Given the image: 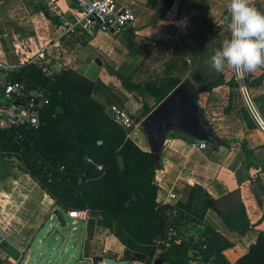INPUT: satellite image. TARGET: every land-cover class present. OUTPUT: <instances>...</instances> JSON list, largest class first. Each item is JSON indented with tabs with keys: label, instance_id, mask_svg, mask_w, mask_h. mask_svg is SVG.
<instances>
[{
	"label": "trees",
	"instance_id": "trees-1",
	"mask_svg": "<svg viewBox=\"0 0 264 264\" xmlns=\"http://www.w3.org/2000/svg\"><path fill=\"white\" fill-rule=\"evenodd\" d=\"M175 1L159 3L161 17L170 12ZM255 7L259 9L258 5ZM226 9L222 7L217 19L210 16L200 21L171 45L148 40L139 46L135 54L142 58L139 68H146L145 76L141 73L136 79L126 78L112 72L125 93L112 86L109 103L98 97L101 84L76 70L64 69L47 75L42 65L22 66L15 79L24 82L30 92H43L48 100L42 110L47 123L38 131L0 129L1 180L11 177L5 162L17 160L19 169L52 198L55 209L63 211L66 218L70 211L89 210L90 215L103 219L107 229L114 231L117 227L143 247V252L126 259L131 264L148 258L151 262L158 253L167 264H264V231L257 230L264 222V214L251 224L245 205L237 200V192L220 197L225 196L228 201L224 202L199 185H185L184 199L175 205L159 203L157 174L164 170L163 160L157 165L160 151H143L130 139L132 131L118 125L108 111L113 104L129 111L130 94L140 103L138 115L130 112L134 126H139L177 87L185 84L198 93L196 103L219 139L211 144L212 150L239 145L245 156V169L255 167L264 173L262 161L246 139H223L218 134L207 118L203 103L205 95L220 87L238 91L233 75L229 78L231 69L217 73L207 63L221 42L230 36L224 19ZM45 10L50 16L47 7ZM80 42L86 43V39ZM259 69L264 72V67ZM248 85L264 119V73L255 79L248 75ZM241 102V108H235L234 112L246 121L249 129H254L251 115ZM58 108L63 112H57ZM119 157L124 160V169L120 168ZM87 158L92 162H87ZM210 210L217 212L231 232L257 233L255 242L234 263L225 255L234 245L208 221ZM177 239L180 243H176Z\"/></svg>",
	"mask_w": 264,
	"mask_h": 264
},
{
	"label": "crops",
	"instance_id": "crops-1",
	"mask_svg": "<svg viewBox=\"0 0 264 264\" xmlns=\"http://www.w3.org/2000/svg\"><path fill=\"white\" fill-rule=\"evenodd\" d=\"M160 1L116 0L119 8H127L134 12L136 21L119 35L101 33L92 40L86 39V43L93 47L101 61V65L98 66L101 70V78H99L105 80L101 91L105 89L106 92L103 94L99 92L100 101L109 103L112 99V85L117 86L116 83L114 84V78L112 79L114 77L112 72L126 78L140 74L139 65L142 58L135 54L139 46L148 43V40L171 45L200 21L210 16L219 18L222 7H227V0H176L170 12L165 17H161ZM250 2L258 5L259 10L264 12V0H250ZM45 7L44 0H0V61L16 66L34 63L42 65L52 73L73 69L86 75V72L82 71L80 59L78 60V55L83 50L80 39L65 36L68 27L75 22L77 15L75 4L72 0L62 2L60 13L58 15L49 13L50 16L46 14ZM220 23L223 24V21ZM128 35L131 36L130 47L125 44ZM47 43H55V50L48 53L42 61L35 60L39 49ZM88 63L90 68L93 62ZM263 73L258 68L249 75L251 79H255ZM222 89L228 90L229 94L224 106L227 108L226 115L231 113L237 115L234 109L241 108V96L237 90L227 86ZM117 90L122 91L118 88ZM217 91L218 89L213 92ZM254 94H258V91L254 90ZM217 104L216 101L211 102L207 106L206 113H213L211 108ZM251 118L254 129H249L246 121L239 117L242 123V137L237 138L246 139L249 148L264 165V132L252 116ZM139 129L132 132L130 139L143 151L149 152L147 137L141 128ZM134 135L136 137H133ZM170 137L163 154L164 170L157 174V181L160 184L157 200L159 203L175 205L184 199L182 190L185 185H199L207 189L215 199L224 202L228 201L225 196L221 199L220 197L229 192H237V200H241L245 205L250 223L255 224L261 219L264 214L263 172L255 167L246 170L243 164L245 156H239L234 148L221 147L212 150L209 144L207 150L199 151L192 148L194 140L180 132H175ZM26 176L31 179L29 175ZM22 184L24 190L20 192L13 190L18 195L9 191L12 185L6 186L7 189L0 187V264H23L26 255L30 252L32 242L46 221L53 219L52 213L55 207L52 198L33 179L24 180ZM12 195L13 199H11ZM230 199L233 200V197ZM6 203H14V207L17 208L12 214L14 225L11 227L2 224L9 219L4 209ZM207 219L233 243L234 247L225 253L232 263L244 255L256 240L255 231L246 234L229 231L214 210L208 212ZM79 222L83 224L85 230L83 256L80 261H89L101 255L104 258L126 260L144 250L121 229L117 227L114 231L107 229L99 216L90 215L87 222ZM257 230L264 231V222L257 227Z\"/></svg>",
	"mask_w": 264,
	"mask_h": 264
},
{
	"label": "built area",
	"instance_id": "built-area-1",
	"mask_svg": "<svg viewBox=\"0 0 264 264\" xmlns=\"http://www.w3.org/2000/svg\"><path fill=\"white\" fill-rule=\"evenodd\" d=\"M49 13L58 15L60 3L69 0H44ZM77 8L74 24L70 25L65 36H74L79 39H93L99 34L113 33L119 35L129 25L136 21V15L127 8H119L116 0H72ZM161 0L160 3H164ZM55 50V43H47L39 49L35 60L42 61L48 53ZM190 64L191 61L188 60ZM23 65H11L0 61V129H26L27 131H38L46 123L47 118L42 115V110L48 100L42 91L30 92L24 82L15 79V73ZM44 73H53L44 69ZM56 73V72H54ZM232 75L238 85L244 106L247 108L254 121L264 132V119L254 101L253 94L248 85V72H235ZM109 114L114 121L127 131H133L134 126L132 113L117 104L108 108ZM139 125L138 127H140ZM132 134V132H131ZM131 136V135H130ZM192 148L199 151L208 149L207 142L194 141ZM87 162H92L87 158ZM99 170L102 167L99 166ZM68 217L73 219V224L78 221L87 222L90 211H70ZM76 230V227L74 228ZM172 235V234H171ZM176 243H180L177 239ZM23 256V255H22ZM21 262V259L20 261ZM93 264V259L87 261Z\"/></svg>",
	"mask_w": 264,
	"mask_h": 264
},
{
	"label": "rangeland",
	"instance_id": "rangeland-1",
	"mask_svg": "<svg viewBox=\"0 0 264 264\" xmlns=\"http://www.w3.org/2000/svg\"><path fill=\"white\" fill-rule=\"evenodd\" d=\"M228 4H229V0H227V6ZM130 38L131 36L128 35L127 40L125 42L126 46L128 45L129 47H130V44H129ZM80 45L83 47V50L81 53H79L78 60L80 59L81 61L82 71L86 72L85 76H87L93 81H96L97 83H100L101 87H103L105 80L100 79L101 70L98 67L100 66V64L96 62L97 61L96 59L99 58L98 55L95 53L93 47L88 42L87 43L80 42ZM88 62H93L90 68H88V64H89ZM160 67L161 66H159L158 68ZM144 72L146 73V68H142L140 71V74L143 73V75L145 76ZM139 75H137L135 78H137ZM230 76H232V72H230ZM112 79L114 81V84L116 83L117 85V86L112 85L114 89L115 90L117 88L121 89V83L118 81V79L115 76L112 77ZM220 89H222V87L218 88L217 92H212L209 95H205L203 98L204 99L203 103L205 104V110L208 109L207 106L211 102L216 101L218 103L216 106H213L211 108L213 113L211 112L207 113V118L209 121L213 123V125L217 129L218 134L223 139L224 138L229 139L233 137L240 138L242 137V134H241L242 133L241 131L242 123L240 122L239 117L236 114L231 113L229 115H226L227 108H224V106L227 103L229 94H228V90H226L227 91L226 92L223 89L222 90ZM102 90L103 92H106L105 89H102ZM128 100H129V103L127 106L129 108V111L130 112L134 111L137 113L140 103L136 101L135 97L130 96V94H129ZM138 113H140V111ZM139 128H141L142 130L141 126ZM139 128H135L133 131L135 132L136 129L140 130ZM172 133L175 134V132H172ZM133 137H136V135H134ZM137 142L139 141L137 140ZM231 148H234L235 152H237L239 156L240 155L244 156V153L242 152L239 145L237 146L236 144H232ZM5 167L9 168L11 177L6 180H1L0 178V187L6 188V186L8 185L9 186L12 185V188H10L9 190L10 192L12 191L14 193L13 190L20 192L21 190H24L23 184H22L24 180L32 181V178L30 179L29 177H27L19 169V162L17 160H12V162L10 163L5 162ZM26 186L27 184H25V187ZM15 195H18V194H15ZM11 199H13V195L11 196ZM14 206H15L14 203L5 204V208H4L5 213H7L6 215L7 217H9V219L6 220L4 223H2L3 225L5 224L8 227H11L12 225H14L13 224L14 220H12V214L17 211V208H15ZM66 220H67V227L65 229L61 228L55 216L53 217L52 220L48 219L46 221L44 227L41 229L40 233L36 236V238L32 242L30 252L28 253V255H26L24 263L27 261L31 253V254H34V256L31 258V264H38L40 260H42L41 264H57L59 261L61 263H65L68 261L67 262L68 264H79V261L82 259V256H83L82 254L83 239L85 236L84 226L79 221L77 222L76 225H74L73 224L74 220L69 217H67ZM75 227H76V230H74ZM153 261L154 259L151 262H149V258H148V260L142 263H135V264H152Z\"/></svg>",
	"mask_w": 264,
	"mask_h": 264
},
{
	"label": "water",
	"instance_id": "water-1",
	"mask_svg": "<svg viewBox=\"0 0 264 264\" xmlns=\"http://www.w3.org/2000/svg\"><path fill=\"white\" fill-rule=\"evenodd\" d=\"M101 65V61L97 59ZM197 92L188 89L185 84L177 87L145 120L141 123L143 133L146 135L151 153L160 151L157 157L159 167L163 160L164 143L172 132H180L194 141L216 144L218 138L213 134L212 127L206 121L201 108L196 103ZM57 112L62 113L63 109L58 108ZM120 168L124 169L125 164L122 157H119ZM52 216L56 217L61 228L67 227L66 214L60 209H54ZM52 220V219H51ZM30 254L24 264H31ZM42 260L38 264H41ZM68 262V261H67ZM67 262L57 264H68ZM79 264H91L87 261H79ZM93 264H131L128 260H118L116 258L103 255L93 259ZM152 264H167L166 260L156 255Z\"/></svg>",
	"mask_w": 264,
	"mask_h": 264
},
{
	"label": "clouds",
	"instance_id": "clouds-1",
	"mask_svg": "<svg viewBox=\"0 0 264 264\" xmlns=\"http://www.w3.org/2000/svg\"><path fill=\"white\" fill-rule=\"evenodd\" d=\"M230 36L208 60L217 73L225 68L254 72L264 67V12L250 0H229L224 17Z\"/></svg>",
	"mask_w": 264,
	"mask_h": 264
}]
</instances>
